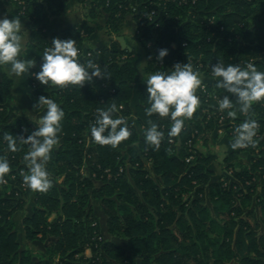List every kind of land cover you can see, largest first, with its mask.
<instances>
[{"label": "trees", "instance_id": "trees-1", "mask_svg": "<svg viewBox=\"0 0 264 264\" xmlns=\"http://www.w3.org/2000/svg\"><path fill=\"white\" fill-rule=\"evenodd\" d=\"M77 1L89 7L87 19L53 32L48 21L67 11L68 0H6L11 16L30 20L24 58L36 59L31 72L40 70L44 49L59 36L76 39L82 54L90 52L81 60L92 59L108 77L60 88L43 85L29 73L33 110L44 114L46 106L37 105L44 95L56 100L66 114L47 166L57 183L39 192L23 182L27 171L23 156L30 146L18 139L20 150L11 152L2 140L4 132L27 137L35 130L36 119L7 109L12 80L0 75V156L12 166L6 182L0 183V264H264V100L254 103L248 114L238 111L235 118L228 117L216 101L227 93L215 87L211 75V65L218 60L242 65L252 61L264 70V0ZM150 8L155 10L152 21L143 18ZM127 19L136 25L139 44L155 50L144 74L190 62L212 78L203 83L204 90L197 89L203 106L185 120L179 136L168 137L169 118L146 114L150 106L146 91L137 92L131 108L135 52L117 40L107 46L88 41L96 29L119 35ZM162 48L168 55L160 61ZM233 101L238 108L234 97ZM113 103L116 115L123 116L132 130L117 148L95 143L90 134L96 109ZM223 117L225 135L232 139L238 124L256 119L259 143L255 148L232 149L218 161L224 173L212 180L217 155L198 145L207 142ZM149 120L165 133L159 149L145 143L143 130L150 127ZM243 151L250 154L248 161L238 159ZM189 156L192 159L187 160ZM31 196V210L22 216V226L27 243H44L37 259L28 244L20 246L11 219L25 210ZM92 199L106 217L108 233L125 244L102 237ZM86 249L90 256L84 254Z\"/></svg>", "mask_w": 264, "mask_h": 264}, {"label": "clouds", "instance_id": "clouds-1", "mask_svg": "<svg viewBox=\"0 0 264 264\" xmlns=\"http://www.w3.org/2000/svg\"><path fill=\"white\" fill-rule=\"evenodd\" d=\"M22 28L24 25L18 16L0 17V66H10V74L21 76L31 73L41 84L60 88L68 85L82 87L85 82H92L94 78L108 77L92 59L81 60L82 52L76 39H62L59 36L52 38L51 46L44 49L40 70L31 72L37 61L22 56ZM167 55L168 49L162 48L158 51L157 60L162 61ZM211 75L215 78V87L227 93L218 98V108L222 112L227 110L228 117L235 118L238 111L248 114L254 103L264 100V70H260L252 61L242 65L225 64L218 60L211 65ZM144 83L150 105L145 108L146 114L169 118L171 127L168 137L179 136L185 126V120L192 118L201 103L196 94L197 89L203 86V77L199 70L190 62H176L167 71L157 70L147 74ZM233 97L238 103V108ZM37 105L46 106V111L38 120L33 121L35 130L27 137L4 132L2 140L7 143V149L11 152L20 150L18 139L21 144L30 146L23 156L27 166L23 182L33 191L47 192L52 186L47 166L53 149L59 144L62 121L66 114L63 107L49 96L41 95ZM117 112L115 103L107 108L96 109L95 121L90 125L91 138L95 143L117 148L132 135L128 121L123 116L116 115ZM148 123L150 127L143 130L145 143L159 149L165 133L156 122L149 120ZM259 127V122L251 118L238 124L234 130V139L230 141V148H255L259 143ZM11 167L8 158L0 156V183L6 182Z\"/></svg>", "mask_w": 264, "mask_h": 264}, {"label": "crops", "instance_id": "crops-1", "mask_svg": "<svg viewBox=\"0 0 264 264\" xmlns=\"http://www.w3.org/2000/svg\"><path fill=\"white\" fill-rule=\"evenodd\" d=\"M12 7L11 5L7 4L6 0H0V17L8 16L9 18H12L10 11ZM88 11L89 7L87 4H83L81 2H78L77 0H68L67 2V11L56 17H52L48 21V29L49 31H59L66 27H69L73 24L80 23L87 19L88 17ZM24 25V28H22L23 33V43H24V49L22 52V56L24 58V52L26 48V44L29 41V35L31 31V23L30 20L27 17L24 16H18ZM100 24H103V21H100ZM136 33V25L132 19L125 20L122 25L120 26V33L119 35H113L108 36L105 33L104 29H96L93 34L89 38V43L92 46H107L114 40L119 41L120 38L123 39V44L120 42L122 48H127L128 50H132L135 52L136 57L132 61L134 67L137 70V75L134 81V94L131 100V108L134 107V105L137 102V92L139 90L146 91V85L144 83V78L146 79L147 74H144L142 72V69L145 67L149 57H153L155 50L151 47L144 48L142 47L139 42L137 41L135 37ZM2 73H5L8 77L12 80V87L11 92L13 97L5 102V106L9 111L16 112L19 114H23L29 117H33L36 120L39 119L41 116L40 113H36L33 110L31 97H30V91H29V81H30V75L29 73H24L21 76H15L14 74H10V66H0V75ZM204 73L201 74L203 77V83L204 82H210V78L206 77ZM130 118L132 121H135V113L132 111ZM216 129L213 130L209 137H219L222 135V138H224L222 143L225 145H228L230 148V140L228 137L225 136V134L218 133ZM232 141V140H231ZM201 147V148H200ZM204 146L202 144H199L198 149L203 151ZM232 149H228L226 155L230 153ZM246 151H243L242 154L244 155ZM217 155V154H216ZM225 157V156H224ZM215 164L216 166L212 165L214 169V175L212 176V180L219 179L221 175L224 173V171L221 169L220 165ZM216 167V169H215ZM83 172L86 174V170L83 169ZM95 214L98 216L99 220V226H100V233L102 237L106 240H112L114 242L125 244L124 240H121L119 238L111 236L107 231L106 226V217L104 213L102 212L99 204L97 203L98 207L97 210L94 206V203L91 202ZM32 206V196L29 199V202L27 206H25V210L21 212H16L12 215V221L14 222V229L17 233V241L19 242L20 246L24 248L27 244L29 248L34 253V259H37L36 255L37 253H41L44 251V243L38 240L31 241L30 243H27L25 240L24 232H23V226H22V216L24 214H29Z\"/></svg>", "mask_w": 264, "mask_h": 264}, {"label": "rangeland", "instance_id": "rangeland-1", "mask_svg": "<svg viewBox=\"0 0 264 264\" xmlns=\"http://www.w3.org/2000/svg\"><path fill=\"white\" fill-rule=\"evenodd\" d=\"M201 74H203V73H201ZM204 75L206 76V77H208L205 73H204ZM203 75V76H204ZM209 78V77H208ZM212 78H210V80H211ZM198 91V90H197ZM197 91H196V93H197ZM215 98H217L216 96H215ZM217 102H218V99L216 100ZM200 105H202L203 106V103H200ZM222 121H224V117L223 118H221V119H219L218 121H217V124H216V130L217 131H219L218 133H220V134H225V130H224V125H225V123L224 122H222ZM231 122V121H230ZM226 136V135H225ZM227 137V136H226ZM224 138H222V135H220L219 137H216V138H213V137H209L208 138V140H207V142L206 143H204V144H202L203 142H199V144H202L203 146H204V148H203V151H206V150H208V151H210L211 153H216L217 154V160H222V158L224 157V156H226V153H227V151H228V149H230L229 148V146L228 145H225L224 143H222ZM229 140L231 141V140H233L232 138H229ZM199 146V145H198ZM201 148V147H200ZM256 151H257V149H256ZM245 153V152H244ZM239 158V160H241V161H248L249 160V158H250V154L248 153V151H246V153L243 155L242 154V152L241 153H239V156H238ZM215 164H217V161H215V162H213L212 163V165H214V166H216ZM215 169H216V167H215ZM50 178L52 179V182H54V183H57V181H56V179H54L51 175H50ZM94 183L95 184H99V182L98 181H94ZM91 202H93L94 203V206H95V208H96V210H97V207H98V205H97V200L96 199H92L91 200ZM27 206V205H26ZM225 217V216H224ZM84 254L86 255V256H90V251L88 250V249H86L85 250V252H84ZM228 262H225V264H227Z\"/></svg>", "mask_w": 264, "mask_h": 264}, {"label": "built area", "instance_id": "built-area-1", "mask_svg": "<svg viewBox=\"0 0 264 264\" xmlns=\"http://www.w3.org/2000/svg\"><path fill=\"white\" fill-rule=\"evenodd\" d=\"M181 1H183V0H180V2H181ZM145 2H147V0H145ZM157 5H159V4H157ZM133 9L136 10V11L139 10V9H138V6L133 7ZM154 13H155V10H154L153 8H150L149 12L144 13L143 18L152 21V17H153V15H154ZM82 56H83V57H88V56H90V52L85 51V52L82 54ZM34 82H35V83H33V84L36 85V81H34ZM201 89L204 90V86H202ZM190 159H192L191 156H189V158H188L187 160H190Z\"/></svg>", "mask_w": 264, "mask_h": 264}, {"label": "water", "instance_id": "water-1", "mask_svg": "<svg viewBox=\"0 0 264 264\" xmlns=\"http://www.w3.org/2000/svg\"><path fill=\"white\" fill-rule=\"evenodd\" d=\"M119 41H120L122 44H123V42H124L122 38H120Z\"/></svg>", "mask_w": 264, "mask_h": 264}]
</instances>
